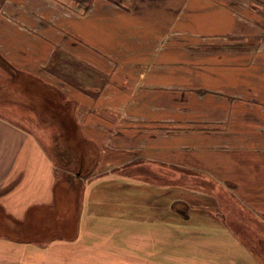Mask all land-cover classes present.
Here are the masks:
<instances>
[{
  "label": "rangeland",
  "instance_id": "374dc122",
  "mask_svg": "<svg viewBox=\"0 0 264 264\" xmlns=\"http://www.w3.org/2000/svg\"><path fill=\"white\" fill-rule=\"evenodd\" d=\"M179 1L0 0V32L1 28L19 29L17 23L22 25L26 20H40L43 24H54L58 28L57 23L69 15L81 18L93 14L96 18H105L109 16V12L105 13L102 7L112 4L135 15H149L152 10H157L160 18L152 27L159 33L168 27L171 14L179 6ZM217 1L222 5L232 6L235 24L230 32L219 33V28L213 24L219 20L218 13H191L192 28L206 34H198L186 26L183 34L169 28V34L163 40L164 45H170L168 66L174 68L175 61H178V75L183 76L184 87L182 92L178 91V95H163L159 109L162 112L161 118L166 121L160 123L162 125L156 132L168 139L176 135L196 134L193 142L209 145V149H205L208 150L206 154H202L204 150L199 151L198 154H202V157L198 155L196 162L192 160L193 163L185 158V162L180 165L156 166L143 158L133 159L134 155L128 154H125L127 158H123L118 153L116 157L108 156V160L121 159L123 164L120 166L110 163L98 165L97 160L101 163L102 150L106 148L104 145L111 147L112 139L109 138L113 137V131L120 129V119H124L125 115L123 105L114 108L109 106L108 96L103 94L108 89L116 88L110 84L111 74L77 60L59 47L45 69L50 74H46V80L37 74L18 69L0 51V115L16 122H20V118L23 121L29 118L28 123L21 124L27 125L29 130L32 127L37 129L45 141L61 142L64 138L60 137L68 135L70 140L76 141L78 138L85 143L84 151L82 143H77L78 147L72 144L78 151V154H73V161L79 165L67 170V177L63 170L56 171L61 175L58 180L65 183L58 187L55 201L47 206L44 204L40 208L29 209L28 217L31 213H36L37 221L45 218L48 213L54 215V218H48L50 223L55 222L54 229L51 225L41 226L42 228L40 224L37 225L38 232L41 230V235L45 238L40 241H16L27 240L24 239L27 235L20 234L25 228V220L7 213L0 204V238L4 236L8 242L23 245L19 252V246L11 244L9 250L12 253H23L25 256L34 250L33 261L25 264H264V164L256 174L258 165L252 161L256 153L257 156L264 155V0ZM151 2L155 4L150 5ZM195 4L201 3L196 0ZM146 5L147 8H143ZM183 12L184 18L178 21L185 25L189 18L186 17L187 11ZM24 27L29 31L36 28ZM35 33L39 32L35 30ZM55 33L59 35L60 29ZM11 34L15 35L12 30ZM89 37H92L91 32ZM68 44L67 42L66 45ZM79 44L91 49L83 41H79ZM93 52L100 55L99 52ZM154 61L153 57L151 62ZM69 87L77 89L82 93L81 96H86L82 100L89 99V108L85 113L110 115L95 122L98 127L112 131L108 138L105 137L101 147L96 143L91 145L89 134L83 136L76 114L77 110H83L84 103L67 94L66 88ZM115 92L126 96L128 89L121 83ZM176 100L182 103L183 108L175 103ZM54 103L57 104L56 108H52ZM57 108L61 112L52 110ZM111 111L114 114L111 115ZM51 112L62 113L66 119L70 117L74 121L71 123L68 120V125L64 124L63 128L56 125L57 130L47 128L54 132L46 130L50 137L46 138L40 131L37 114L45 117ZM60 119L63 121L61 117ZM114 119L118 120L114 122ZM205 134L217 135L207 137ZM177 138L178 142L181 141L180 137ZM125 140L128 145V139ZM182 141L186 146L188 142H192V138L182 137ZM122 143L125 144L124 141ZM95 148L96 153L86 154ZM150 151L151 149L147 152L150 154ZM87 157L90 160L88 165L85 164ZM240 157L244 158L243 167L234 168V160ZM204 159L207 164H199ZM91 162L96 164L90 166ZM227 163L231 164L232 169L227 167ZM134 175L142 178L135 185L137 191H144L142 185L145 183L167 189L169 205L167 223L163 226L166 230L164 234L150 232L139 239V235L135 237L122 233L114 218L112 220L117 234H113V227H108L102 233L97 228L102 216L96 209L99 219L91 224L90 218H85L84 228L87 224L88 227L83 235L76 236L72 241L60 237L47 240L57 232L68 230L72 217L76 222V214L79 218L85 210L88 211V205L92 202L86 194L91 195V199H103L104 191L106 197H113L107 188L102 190L101 185L96 186L101 183V179ZM68 178L70 181H67ZM174 182H180L184 186L180 189L182 198L177 196L179 192L174 191L175 188L169 184ZM71 188L70 195L66 198V191ZM123 188L125 192L130 187ZM162 220L152 216L151 224L158 225ZM47 231L50 233L47 234ZM149 244L151 246H145ZM36 250L38 258L35 256Z\"/></svg>",
  "mask_w": 264,
  "mask_h": 264
},
{
  "label": "crops",
  "instance_id": "0c3cea01",
  "mask_svg": "<svg viewBox=\"0 0 264 264\" xmlns=\"http://www.w3.org/2000/svg\"><path fill=\"white\" fill-rule=\"evenodd\" d=\"M195 1L180 0L179 6L171 14L168 27L159 33H156L155 28L152 27L160 18L157 10H152L149 15L143 13L135 15L130 11L121 10L120 7L112 6V4H105L102 7L105 13L109 12L108 17L96 18L91 14L77 18L69 15L62 22L57 23L58 28L54 24H43V21L40 20H37V22L26 20L22 25L17 23L19 29L17 27L11 29L1 28L0 51L5 59L9 60L18 69L37 74L46 80V74L49 73L45 72V69L59 47H62L77 60L85 61L99 71L111 74L110 84L115 85L116 88L108 89L103 94L108 96L109 106L114 108L123 105V112L125 113L123 115L124 119H120L122 122H119L118 126L121 130L113 131V137L110 136L111 130L102 126L98 127L95 124L99 118H105V116L108 118L110 115L97 116L85 113L89 108V99L87 98V101H84L81 98L86 96H81L82 93L78 92L77 89L66 88L69 96L79 98L84 103L85 110L84 108L82 111L81 109L77 110L76 118L83 136L90 135L91 145L96 143L101 147L105 137L110 136L109 139H112L111 147L104 145L106 148L102 150V160L99 158L101 163L97 160L98 165L102 164L104 166L110 163L120 166L121 163L123 164L121 159L117 161L108 160V156L116 157L118 153L123 158L125 154L134 155L133 159L143 158L148 163L156 166L180 165L185 162V158H189V163H193V161L196 162L195 158L198 157L199 151L204 150L202 154H206L208 150L205 149H209V145H198L193 142L196 134L192 136L176 135L168 139L165 135L156 132L162 125L160 123L166 121L161 118L162 112L159 109L163 95H178L180 94L178 91L182 92L184 87L183 76L178 75L177 68H180L177 66L178 61H175L176 66L174 68L168 66V47L170 45L168 47L164 45L163 40L168 36L169 28H171V31L175 30L180 34H183L185 26L187 29L195 31L191 26V13L200 15L218 13L219 20L213 22V24L219 28V33L222 34L230 32L233 24H235V17L231 13V5H222L217 0H199L201 4L197 5ZM229 2L232 4L231 1ZM154 4L155 2H151L150 5ZM143 5L145 6V4ZM147 6L143 8H147ZM178 11H180L179 14ZM183 11H187L186 17L189 18L186 20L185 25H183V22L179 23L178 21L184 18ZM24 26L36 28L33 32ZM58 29H60L59 35L55 33ZM11 30L15 35L11 34ZM35 30L39 33H35ZM88 31L92 33V37H89L90 32ZM63 32L65 33L63 34ZM195 32L206 34L201 31ZM79 41H83L91 49L80 45ZM67 42L68 45H66ZM93 51L99 52L103 56L97 55ZM153 57L155 61L151 62ZM121 83H124L128 89L126 96L115 92V90L118 91ZM176 101L175 103L183 108L182 103ZM112 114H114L113 111H111ZM37 116L40 131L42 130L46 138H50L46 131L50 129L47 128L51 127L57 130L56 125L63 128L64 124L68 125V120L71 123L74 121L71 118L66 119L65 115L48 114V116L42 117L37 114ZM60 117H63V121ZM28 119L25 118L23 121L20 118V122L18 120L16 122V120L7 116L0 115V204L7 210V213L10 212L20 220L26 219L29 209L44 204L47 206V204H52L55 201L57 196L55 187L60 182L58 178L61 177L60 173L56 171L63 170L64 176H66L67 170L72 166L79 165L78 162L73 161V157L69 156L72 153L78 154V151L70 145L75 144L78 147L82 143L81 145H84L82 146L83 151L85 150V143L81 139L70 140L68 135L60 137L64 138L61 142L55 143L53 140L51 142L47 139L45 141L37 129L32 127V130H29L27 125L21 124L23 122L28 123ZM59 120L60 122H57ZM116 120L118 119H114V122ZM51 132H54V130ZM215 135L217 134H205L204 136L211 137ZM41 137L43 141H41ZM177 137H180L181 141L178 142ZM182 137L192 138V142H188V145L185 146ZM126 138L129 142L128 145ZM106 143L109 142L106 141ZM125 146L127 149H125ZM150 149L149 154L147 151ZM96 151L95 148L93 151H87L86 154H94ZM202 154L199 157H202ZM257 155L256 153V157H253L252 160L258 165L256 174L264 164V155ZM127 157L125 156V158ZM88 159V157L85 158V164L87 165L88 161L90 162ZM76 161L78 160L76 159ZM243 163L244 158H236L234 168H242ZM94 164L96 163L93 162L90 166ZM199 164H207L206 159L200 160ZM227 167L232 169L230 163H227ZM124 178L106 177L96 185H101L102 190L107 188L113 197H106L104 191H102L103 199H91V195L86 194L92 203L88 205V211L85 210L82 216L79 217L77 237L83 235L88 227L87 224L86 229L84 228L85 218H90L91 224H93V221H98L99 216L95 213L97 210L102 216L99 220L101 223L97 225V228L101 229L102 233L108 227H113V234H117L113 218L116 225L122 229V233L131 234L135 237L139 235L137 237L139 239L150 232L163 234L166 232L163 226L167 223L169 205L166 195L167 189H162L161 186L156 184L145 183V185H142L144 191H137L135 185H137V180H142V178H138L136 175ZM115 186H117L116 190L114 189ZM124 186H129V191L124 192ZM88 187L92 188L94 186ZM153 188L155 189L152 190ZM174 191L179 192L177 196L181 197V190L174 189ZM84 204L86 208V199ZM152 216L158 218L159 221L162 220V217L164 220L158 225H152ZM120 219H122L121 222ZM6 238L4 236L0 238V264H25V262L33 261L34 250L28 252L25 255L27 257L23 256V253H12L9 250L11 244L19 246V252L23 245L8 242ZM154 248L157 249L158 247ZM124 249H126L125 246ZM35 256L36 258L39 257L38 250H36Z\"/></svg>",
  "mask_w": 264,
  "mask_h": 264
},
{
  "label": "trees",
  "instance_id": "16d2710c",
  "mask_svg": "<svg viewBox=\"0 0 264 264\" xmlns=\"http://www.w3.org/2000/svg\"><path fill=\"white\" fill-rule=\"evenodd\" d=\"M5 68V67H4ZM56 103H54L53 104V106H52V108H56ZM60 108H57V109H52V110H54V111H60L61 112V110H59ZM51 114H53V115H57V116H63L64 114H62V113H52L51 112ZM61 118H63V117H61ZM70 118V117H69ZM70 147H72V144L70 145ZM73 154H76V153H72V154H69V156L70 157H73ZM86 174V173H85ZM67 181H70V178H68L67 179ZM63 183H65V181H60V182H58L57 184H56V187H55V194L57 195V190H58V187L61 185V184H63ZM75 188V187H74ZM73 188V189H74ZM72 190V188L70 189V190H68V191H66V198H67V196L68 195H70V191ZM65 194V193H64ZM56 198H57V196H56ZM67 206V205H66ZM37 208H40V207H37ZM36 210H38V209H36ZM49 217H52V218H54V215H51L50 213H48L47 215H46V217L45 218H39L38 219V221H37V219H36V213H31V216L30 217H28V215H27V217H26V219H25V228H24V230H23V233H20V234H22V235H27L24 239H27V240H16V241H40L42 238H45L43 235H41V230H40V232H38V226L37 225H39L40 227L41 226H52V228H53V226L54 225H56L55 224V222H53V223H50V221H49ZM75 219H76V222H75V220L73 219V217H72V220H70V223H69V225H68V227H69V231L68 230H62L63 232H57L56 234H54L53 235V237L51 236V238L50 239H48L47 238V240H51V239H53V238H56V237H60V238H63V239H66V240H70V241H72V240H74L75 238H76V236H77V230H78V225H79V218H78V215L76 214V217H75ZM39 220L41 221V222H39ZM34 223H37V224H34ZM64 226V225H63ZM42 228V227H41ZM76 228V229H75ZM54 229V228H53ZM68 231V232H67ZM52 232V231H51ZM47 234H49L50 233V231H47L46 232ZM67 235H69V236H67ZM46 240V241H47Z\"/></svg>",
  "mask_w": 264,
  "mask_h": 264
},
{
  "label": "bare ground",
  "instance_id": "6f19581e",
  "mask_svg": "<svg viewBox=\"0 0 264 264\" xmlns=\"http://www.w3.org/2000/svg\"><path fill=\"white\" fill-rule=\"evenodd\" d=\"M169 184H172V187L175 188V190L179 191L180 188H184V186L182 185V183L180 182H174V183H169ZM168 184V185H169ZM162 203H163V200H162Z\"/></svg>",
  "mask_w": 264,
  "mask_h": 264
}]
</instances>
